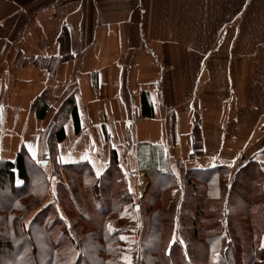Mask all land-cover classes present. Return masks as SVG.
Segmentation results:
<instances>
[{"label": "crops", "instance_id": "obj_1", "mask_svg": "<svg viewBox=\"0 0 264 264\" xmlns=\"http://www.w3.org/2000/svg\"><path fill=\"white\" fill-rule=\"evenodd\" d=\"M70 97L81 132L66 122L58 162L101 175L116 151L139 192L140 145L163 147L175 174L264 164V0H0V157L47 152Z\"/></svg>", "mask_w": 264, "mask_h": 264}, {"label": "trees", "instance_id": "obj_2", "mask_svg": "<svg viewBox=\"0 0 264 264\" xmlns=\"http://www.w3.org/2000/svg\"><path fill=\"white\" fill-rule=\"evenodd\" d=\"M62 61H52V74ZM49 95L46 90L33 104L38 120L48 116ZM142 104L149 114L146 95ZM70 118L80 134L75 97L56 113L47 152L35 159L22 147L13 161L0 157V264H264V220L255 225L251 212L263 206L264 217V164L250 161L235 173L217 166L175 174L163 147L140 145L139 172L149 186L138 200L116 151L101 175L89 162H58ZM193 135L191 157L197 158L203 137L196 127ZM44 159L54 167L55 186ZM251 188L260 193L257 201ZM234 220L244 222V233Z\"/></svg>", "mask_w": 264, "mask_h": 264}, {"label": "rangeland", "instance_id": "obj_3", "mask_svg": "<svg viewBox=\"0 0 264 264\" xmlns=\"http://www.w3.org/2000/svg\"><path fill=\"white\" fill-rule=\"evenodd\" d=\"M42 162H46V163H48L47 162V159H44V160H41ZM47 165V164H46ZM48 165H49V163H48ZM47 165V166H48ZM53 165H49V167H48V169H49V172H50V175L51 174H54L53 176H52V180H53V185L55 186L56 184H57V182H58V177H57V175H56V173H54V170H53ZM58 172V171H57ZM133 172V171H132ZM128 174H130V173H128ZM133 174L134 173H131L130 175L133 177ZM129 175V180H131L132 178H131V176ZM241 183V182H240ZM248 183H250V182H248ZM247 185H249V184H247ZM143 186H144V188H143ZM148 186H149V182H148V180L146 181L145 179L143 180V184H141V186L140 187H142L144 190H143V192H139L138 191V188H136V190L134 191L135 192V194H136V197H137V199L138 200H140L143 196H144V194L146 193V190H147V188H148ZM115 188H117V187H115ZM131 189V188H130ZM133 189V188H132ZM140 189V188H139ZM251 193H252V195L251 196H253V197H255V200L254 201H257L258 199H259V197H261L260 196V193L259 194H257V192H256V189H254V188H251V191H250ZM51 200V199H50ZM48 202H50V201H48ZM86 207L87 208H92V206L91 205H89V204H87L86 205ZM137 207H139V209H140V206L138 205ZM252 210H251V212H252V218L254 219V221H255V225H258V226H260L261 224H262V222H263V220H264V217H263V206L261 207V206H254L253 208H251ZM36 213H33L32 215H31V218H29V220H28V222H30L31 221V219L34 217V215H35ZM140 216V215H139ZM141 218V217H140ZM142 222H141V220L139 219V221H138V224H137V226H136V240H138V237H139V231L141 230V228H142V224H141ZM233 223H234V225L237 227L236 229H238V231L240 232H242V233H244L246 230H244L243 228H242V224L244 223V222H242V220H234L233 221ZM170 224H169V221H168V218H167V222H166V228H168V226H169ZM234 225H233V228H234ZM257 231V230H256ZM167 234V233H166ZM245 239V241H247L249 238L247 237H245L244 238ZM197 241H199V240H197ZM200 249L201 250H204L205 249V246L203 245V244H200ZM11 259V258H10Z\"/></svg>", "mask_w": 264, "mask_h": 264}, {"label": "water", "instance_id": "obj_4", "mask_svg": "<svg viewBox=\"0 0 264 264\" xmlns=\"http://www.w3.org/2000/svg\"><path fill=\"white\" fill-rule=\"evenodd\" d=\"M44 166L47 164L45 161L41 162ZM137 210H139V207H137Z\"/></svg>", "mask_w": 264, "mask_h": 264}, {"label": "snow or ice", "instance_id": "obj_5", "mask_svg": "<svg viewBox=\"0 0 264 264\" xmlns=\"http://www.w3.org/2000/svg\"><path fill=\"white\" fill-rule=\"evenodd\" d=\"M33 158H35V156Z\"/></svg>", "mask_w": 264, "mask_h": 264}]
</instances>
